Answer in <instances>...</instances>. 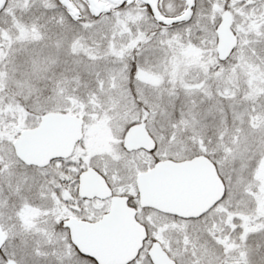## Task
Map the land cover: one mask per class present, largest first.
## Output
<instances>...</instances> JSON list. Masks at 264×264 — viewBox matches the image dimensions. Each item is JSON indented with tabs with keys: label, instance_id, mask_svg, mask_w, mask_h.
Instances as JSON below:
<instances>
[{
	"label": "snow or ice",
	"instance_id": "6c2138e0",
	"mask_svg": "<svg viewBox=\"0 0 264 264\" xmlns=\"http://www.w3.org/2000/svg\"><path fill=\"white\" fill-rule=\"evenodd\" d=\"M0 264H264V0H0Z\"/></svg>",
	"mask_w": 264,
	"mask_h": 264
}]
</instances>
